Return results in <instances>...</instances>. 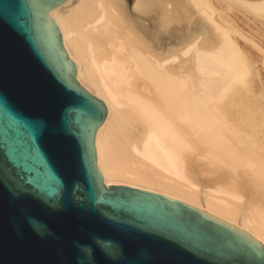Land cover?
<instances>
[{
  "label": "bare ground",
  "instance_id": "1",
  "mask_svg": "<svg viewBox=\"0 0 264 264\" xmlns=\"http://www.w3.org/2000/svg\"><path fill=\"white\" fill-rule=\"evenodd\" d=\"M41 10L77 85L105 107L94 141L105 184L191 205L264 247V0Z\"/></svg>",
  "mask_w": 264,
  "mask_h": 264
},
{
  "label": "water",
  "instance_id": "2",
  "mask_svg": "<svg viewBox=\"0 0 264 264\" xmlns=\"http://www.w3.org/2000/svg\"><path fill=\"white\" fill-rule=\"evenodd\" d=\"M57 4L0 0V264H264L231 225L105 184L94 141L106 110L45 20Z\"/></svg>",
  "mask_w": 264,
  "mask_h": 264
}]
</instances>
